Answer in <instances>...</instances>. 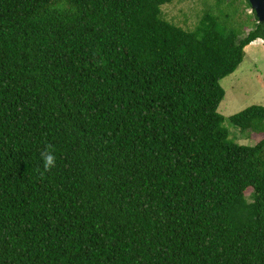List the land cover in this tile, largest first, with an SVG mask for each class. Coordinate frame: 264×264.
<instances>
[{
  "label": "trees",
  "instance_id": "trees-1",
  "mask_svg": "<svg viewBox=\"0 0 264 264\" xmlns=\"http://www.w3.org/2000/svg\"><path fill=\"white\" fill-rule=\"evenodd\" d=\"M173 1L0 0V264H264V136L218 112L264 26Z\"/></svg>",
  "mask_w": 264,
  "mask_h": 264
},
{
  "label": "rangeland",
  "instance_id": "rangeland-1",
  "mask_svg": "<svg viewBox=\"0 0 264 264\" xmlns=\"http://www.w3.org/2000/svg\"><path fill=\"white\" fill-rule=\"evenodd\" d=\"M232 8L236 11L235 24L242 25L241 33L246 35L254 27L252 9L243 0H233ZM230 0H174L162 6L163 16L170 22L184 29L193 30L203 16L204 8L210 5H229ZM225 90L218 112L224 116V126L229 130V139L245 145H254L264 133L234 126L230 116L252 105L264 106V43L256 39L245 47L244 58L232 74L220 81ZM251 188L246 190L249 196Z\"/></svg>",
  "mask_w": 264,
  "mask_h": 264
},
{
  "label": "water",
  "instance_id": "water-1",
  "mask_svg": "<svg viewBox=\"0 0 264 264\" xmlns=\"http://www.w3.org/2000/svg\"><path fill=\"white\" fill-rule=\"evenodd\" d=\"M248 2L257 17L258 23H262L264 26V0H248Z\"/></svg>",
  "mask_w": 264,
  "mask_h": 264
},
{
  "label": "clouds",
  "instance_id": "clouds-1",
  "mask_svg": "<svg viewBox=\"0 0 264 264\" xmlns=\"http://www.w3.org/2000/svg\"><path fill=\"white\" fill-rule=\"evenodd\" d=\"M41 156L43 158L44 167L46 169L54 166V164H55V156H54V154H52L51 152L46 151V152L42 153Z\"/></svg>",
  "mask_w": 264,
  "mask_h": 264
}]
</instances>
